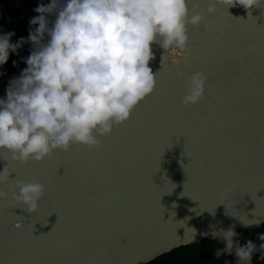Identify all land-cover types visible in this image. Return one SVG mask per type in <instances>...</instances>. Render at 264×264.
Returning a JSON list of instances; mask_svg holds the SVG:
<instances>
[{
  "label": "water",
  "instance_id": "1",
  "mask_svg": "<svg viewBox=\"0 0 264 264\" xmlns=\"http://www.w3.org/2000/svg\"><path fill=\"white\" fill-rule=\"evenodd\" d=\"M212 3L188 0L189 15L204 19L187 25V55L151 45L154 91L98 148L73 144L8 164L10 180L39 182L44 194L28 212L12 199L13 181L0 184L9 194L0 200V264H145L213 231L264 226V7L248 15L217 3L209 13ZM25 67L0 77V98ZM197 73L203 96L184 105Z\"/></svg>",
  "mask_w": 264,
  "mask_h": 264
},
{
  "label": "clouds",
  "instance_id": "2",
  "mask_svg": "<svg viewBox=\"0 0 264 264\" xmlns=\"http://www.w3.org/2000/svg\"><path fill=\"white\" fill-rule=\"evenodd\" d=\"M217 3L227 9L240 6L248 15L264 7L262 0H213L209 13ZM187 5L188 0H50L33 9L38 15L29 19L27 38L10 43L14 32L0 34V66L10 52L17 53L24 43L32 45L30 54L22 58L27 67L10 81L0 99V161L6 162L0 184L13 181L18 190L11 193L14 201L28 212L35 211L44 187L39 182L10 180V162H40L73 144L98 148L99 137L127 121L154 91L151 45L158 44L166 53L191 51L187 25H198L204 18L199 13L189 15ZM12 63L15 66L17 61ZM203 84L202 74H194L186 81L181 103L198 102ZM227 191L221 190L222 199ZM8 195L0 189V200ZM241 220L245 228L260 223ZM235 236L234 227L213 231L212 237L224 244L215 255L234 254L236 264H252L256 253L264 260V233L258 236L259 246L250 239L241 245Z\"/></svg>",
  "mask_w": 264,
  "mask_h": 264
},
{
  "label": "trees",
  "instance_id": "3",
  "mask_svg": "<svg viewBox=\"0 0 264 264\" xmlns=\"http://www.w3.org/2000/svg\"><path fill=\"white\" fill-rule=\"evenodd\" d=\"M35 4L36 2L34 1L33 5ZM34 8V6L31 8L32 17L38 15L33 11ZM27 36L28 30L22 29L18 36V40L21 37L27 38ZM31 47L32 45L30 43H24L19 49H17L16 58L13 59L17 61L15 65L16 68L25 64L22 62V58H26L30 54ZM15 66L13 63L9 64L10 69ZM236 233V237L240 239L241 245L250 239L255 244H257V246H259L260 241L258 240V236L259 234L264 233V226L258 227L250 232L244 231ZM223 245V241L220 239H206L200 243H191L176 247L145 264H224V261L227 260V257L224 254L220 256L215 255L219 247ZM252 264H264V260L259 258V253L254 254Z\"/></svg>",
  "mask_w": 264,
  "mask_h": 264
},
{
  "label": "flooded vegetation",
  "instance_id": "4",
  "mask_svg": "<svg viewBox=\"0 0 264 264\" xmlns=\"http://www.w3.org/2000/svg\"><path fill=\"white\" fill-rule=\"evenodd\" d=\"M34 1L36 2L35 5H33ZM34 1L0 0V34L14 32L15 34L10 38V43H15L18 40V36L22 29L23 30L29 29L30 27L29 19L32 18L31 15L32 6L37 7V5L41 2L45 4L50 3V0H34ZM15 58H16V53L10 52L8 61L4 65L0 66V77L16 69V66L12 67L11 69L9 68V64L12 63L14 61L13 59ZM4 97L5 95L0 99ZM221 247H219V249ZM227 262H229L228 258L227 260L224 261V264H227Z\"/></svg>",
  "mask_w": 264,
  "mask_h": 264
}]
</instances>
